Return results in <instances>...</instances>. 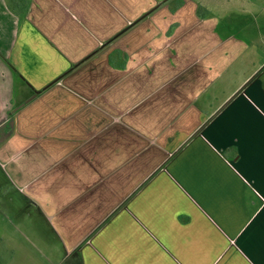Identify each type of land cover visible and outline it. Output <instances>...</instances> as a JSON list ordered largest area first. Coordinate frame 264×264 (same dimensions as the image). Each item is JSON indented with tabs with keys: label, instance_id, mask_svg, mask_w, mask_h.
Returning a JSON list of instances; mask_svg holds the SVG:
<instances>
[{
	"label": "crops",
	"instance_id": "0c3cea01",
	"mask_svg": "<svg viewBox=\"0 0 264 264\" xmlns=\"http://www.w3.org/2000/svg\"><path fill=\"white\" fill-rule=\"evenodd\" d=\"M0 170L50 264H264V0H0Z\"/></svg>",
	"mask_w": 264,
	"mask_h": 264
},
{
	"label": "rangeland",
	"instance_id": "374dc122",
	"mask_svg": "<svg viewBox=\"0 0 264 264\" xmlns=\"http://www.w3.org/2000/svg\"><path fill=\"white\" fill-rule=\"evenodd\" d=\"M2 180L0 175V183L4 181ZM2 235L3 228L0 227V238H4ZM34 245L20 242V240L17 242L0 241V264H50L39 251L35 250ZM58 254L56 261H63V251H59Z\"/></svg>",
	"mask_w": 264,
	"mask_h": 264
},
{
	"label": "trees",
	"instance_id": "16d2710c",
	"mask_svg": "<svg viewBox=\"0 0 264 264\" xmlns=\"http://www.w3.org/2000/svg\"><path fill=\"white\" fill-rule=\"evenodd\" d=\"M199 12H200V16H201V10Z\"/></svg>",
	"mask_w": 264,
	"mask_h": 264
}]
</instances>
